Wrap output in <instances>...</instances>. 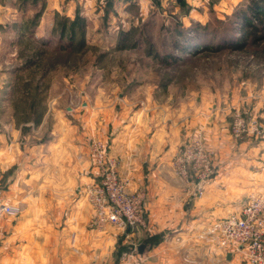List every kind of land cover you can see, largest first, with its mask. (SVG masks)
Returning <instances> with one entry per match:
<instances>
[{"label": "crops", "instance_id": "obj_1", "mask_svg": "<svg viewBox=\"0 0 264 264\" xmlns=\"http://www.w3.org/2000/svg\"><path fill=\"white\" fill-rule=\"evenodd\" d=\"M162 91L139 87L120 95L118 113L107 122L103 116L99 127L129 191L146 194L147 225L133 232L87 228L93 211L83 192L95 176L90 143L96 128L89 106H53L47 135V116L18 128L6 125L0 134V203L19 207L20 214L8 219L14 224L0 235L4 264H248L244 251L199 234L239 213L246 198L264 188L263 175L237 154L223 117L208 122L212 111L205 104L173 106L159 99ZM202 131L214 154V173L205 195L191 199L172 161L176 149ZM127 244L135 248L113 263Z\"/></svg>", "mask_w": 264, "mask_h": 264}, {"label": "rangeland", "instance_id": "obj_2", "mask_svg": "<svg viewBox=\"0 0 264 264\" xmlns=\"http://www.w3.org/2000/svg\"><path fill=\"white\" fill-rule=\"evenodd\" d=\"M248 1L0 0V134L7 124L18 128L47 116V135L53 106L87 105L96 127L92 140L109 150L99 127L118 113L120 95L159 88V99L173 106L205 104L212 111L208 122L223 117L237 154L264 181V41L244 39L238 13ZM176 41L208 43L210 49L191 56L175 48ZM238 114L245 125L241 137L233 133ZM200 135L213 158L205 133ZM257 194L264 188L246 202ZM93 215L89 230L114 227L92 228ZM14 217L2 218L0 235ZM125 247L126 253L135 248Z\"/></svg>", "mask_w": 264, "mask_h": 264}, {"label": "built area", "instance_id": "obj_3", "mask_svg": "<svg viewBox=\"0 0 264 264\" xmlns=\"http://www.w3.org/2000/svg\"><path fill=\"white\" fill-rule=\"evenodd\" d=\"M233 126L234 135L241 137L245 125L239 114ZM200 133L179 146L172 161L173 170L191 199L205 195L214 173L212 155ZM90 154L96 172L94 180L84 187L94 213L90 226L101 230L111 225L125 233L144 228L147 225L145 192L129 191L107 144L92 140ZM19 214V207L0 203V219ZM208 236L218 237L225 249L244 251L248 264H264V194L251 196L239 213L208 224L199 238Z\"/></svg>", "mask_w": 264, "mask_h": 264}, {"label": "trees", "instance_id": "obj_4", "mask_svg": "<svg viewBox=\"0 0 264 264\" xmlns=\"http://www.w3.org/2000/svg\"><path fill=\"white\" fill-rule=\"evenodd\" d=\"M238 19L242 20L243 22L242 24L244 29L245 40L250 38V40H252V42L255 44L259 43L260 41H264V0H249L248 5L245 7V9H240V12L238 13ZM195 33L199 34L200 32L197 30L195 31ZM190 44L191 45H181L179 41H176L174 43V46L175 48L182 50L184 54H188L191 56H197V51H199L200 53L201 50L205 51L210 49L208 47V43H205L204 45L202 44V42ZM239 45L240 46L238 47L242 48L246 45V43ZM229 46L236 48L234 42H231ZM162 87L166 88V84ZM125 250L126 247H120L116 253L117 257H119L123 252H125Z\"/></svg>", "mask_w": 264, "mask_h": 264}, {"label": "water", "instance_id": "obj_5", "mask_svg": "<svg viewBox=\"0 0 264 264\" xmlns=\"http://www.w3.org/2000/svg\"><path fill=\"white\" fill-rule=\"evenodd\" d=\"M138 250H139V252H142V250H143V246H140V247L138 248ZM231 256H232V255L229 253V254L227 255V258L230 259Z\"/></svg>", "mask_w": 264, "mask_h": 264}]
</instances>
